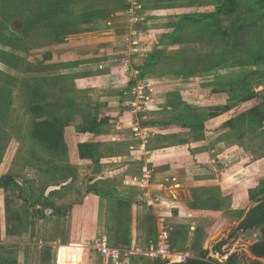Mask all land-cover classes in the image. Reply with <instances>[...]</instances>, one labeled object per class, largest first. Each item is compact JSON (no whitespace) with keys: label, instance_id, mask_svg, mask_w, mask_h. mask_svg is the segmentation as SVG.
Masks as SVG:
<instances>
[{"label":"rangeland","instance_id":"obj_1","mask_svg":"<svg viewBox=\"0 0 264 264\" xmlns=\"http://www.w3.org/2000/svg\"><path fill=\"white\" fill-rule=\"evenodd\" d=\"M48 3L51 16L42 10ZM260 53L264 11L253 0H0V179L9 177L14 184L7 181L0 188V264H12L14 257L17 264H55L59 246L61 264H102L98 250L81 248L104 237L110 248L125 247L114 246L129 239L131 203L122 195L138 200L136 236L143 240L144 214L153 208L128 181L145 163L156 169L167 160L193 163L192 174L206 177L195 183L209 184L206 191L198 187L200 204L193 208L217 211L201 206L214 198L219 211L233 219L231 198L244 193L252 201L264 181V64L252 63ZM241 73L247 78L244 91L257 92L262 101L258 122L231 128L218 127L222 117L208 119L202 133L196 126H181L185 116L175 115L183 105L194 115L232 103L239 83L231 92L212 83L220 76L241 78ZM139 83L146 85L148 100L130 94ZM99 118L105 121L98 134H88ZM42 119L60 134L58 143L33 136ZM82 142L96 145V166L79 158ZM174 182L170 177L153 183L152 196L158 200L163 186ZM90 187L119 192L115 221L107 200L100 201V210L93 203ZM161 206L156 214L164 217L173 238L194 243L176 260L262 261L250 252L260 238L257 228L217 227L207 233L214 238L203 250L197 245L202 228L189 223L185 235L177 234L170 211ZM14 226L17 231L6 230ZM39 251H47L45 261H39ZM116 254V259L104 257V263L130 264L128 258L136 255Z\"/></svg>","mask_w":264,"mask_h":264},{"label":"trees","instance_id":"obj_2","mask_svg":"<svg viewBox=\"0 0 264 264\" xmlns=\"http://www.w3.org/2000/svg\"><path fill=\"white\" fill-rule=\"evenodd\" d=\"M256 2L257 6L259 9L264 11V0H253ZM12 4L9 3V7ZM42 10L46 12L48 16H51V13H53L52 7L49 6V3L46 4V7H44ZM27 21V17H24ZM7 40V39H6ZM5 40V41H6ZM7 42V41H6ZM212 63V61H210ZM253 64H264V54L260 53L254 56V59L252 60ZM214 69V68H212ZM242 75L241 78L237 77L235 80L231 79L233 77L231 76H220L219 78L215 79V81L212 83L215 85H223V91H228L231 92L233 89H235V86H238L239 83V92L234 99V101L230 104H225L224 106H211L209 107L205 113H199L195 111L194 115H188V110H185L184 106L179 109V114H176L175 117L179 120L180 118L184 117V124H182V127H191V126H196L197 130H199L200 133L204 132L205 129V124L208 121V119L211 120H217L220 119V117L223 118L222 122L218 124V127L220 126H227V127H236L239 125H244L248 123H256L259 121L261 117V104L262 101H260L257 92L250 91L246 92L244 91L245 87H247V78L246 74L241 73ZM222 89V88H221ZM220 88H215L217 91H222ZM0 91H2V87L0 86ZM244 107L242 108V106ZM188 109V108H187ZM192 110V109H191ZM194 111V110H192ZM187 113V114H186ZM1 114V112H0ZM189 116V117H188ZM228 116V117H227ZM207 117V118H204ZM195 118H202V121L200 122H192L194 121L193 119ZM204 118V119H203ZM187 119V120H185ZM4 121H6L4 119ZM105 121L104 118H99L96 121H92L91 124L88 126L86 129L88 134L94 135L97 134L100 130L101 124ZM155 123L161 124L162 121L157 120ZM198 123V124H195ZM192 128V127H191ZM33 136L38 139L41 142L47 143V144H52L54 142L58 143L61 136L60 134L53 128V126L50 124V122L46 119H42L40 121H37L35 124V128L33 130ZM95 144L91 142H82L78 145V156L80 159L85 161L87 164H93L97 165L98 160H97V155L98 152L95 148ZM97 168V167H96ZM2 180V181H1ZM9 181L10 184H13V181H10L9 177H5L3 179H0V188L2 185L7 183ZM14 185V184H13ZM259 194L257 198L255 199V204L247 210L245 213V216L243 219L239 222V224L236 226V231L237 230H250L253 228H257L260 232V238L251 245L250 247V252L258 259H262L261 262L258 260L253 261L252 264H264V181L259 183ZM89 192H94V195H97L101 197L102 199H105L108 201V204L110 203L111 206V216L115 221L116 217V209L118 205V201L122 200L119 192L115 190L114 188H109L107 191L102 192L96 187H90L88 188ZM121 198V199H119ZM119 199V200H118ZM124 199V198H123ZM200 199H198V196H195V206H199L200 204ZM199 202V203H198ZM203 204L201 206H204L205 208H218V200L211 198V200H205L202 201ZM194 206V207H195ZM113 211V214H112ZM15 217H17L16 214H14ZM18 218V217H17ZM117 225L119 226V218L116 220ZM145 224L146 226V234H145V242L148 243L150 240L155 238V226H154V217L152 214H147L145 216ZM115 228V227H114ZM118 228V227H117ZM11 232L17 231L16 226H14L13 229H6ZM115 230V229H114ZM118 229H116L117 231ZM126 233V231H125ZM230 234L229 236H231ZM117 244L115 243L114 246H118V244L123 243L124 246H127L129 243L128 238H123L120 240H117ZM224 243V240L219 242L216 245V249H219L220 246ZM172 244V243H171ZM173 245V244H172ZM171 245V246H172ZM41 250V249H40ZM76 251V250H75ZM47 252V251H46ZM46 252L42 253L39 251V256L40 260L39 261H45L47 258ZM205 252L203 253V255ZM234 257L229 256L225 261L218 262L215 259L212 258H206L204 257L201 258H187L184 261L180 262H166L164 263L162 260L158 259L153 261V264H235V260L233 259ZM130 264H148L146 261V258L142 255H133L128 258ZM12 264H17L16 257H14L11 260Z\"/></svg>","mask_w":264,"mask_h":264},{"label":"crops","instance_id":"obj_3","mask_svg":"<svg viewBox=\"0 0 264 264\" xmlns=\"http://www.w3.org/2000/svg\"><path fill=\"white\" fill-rule=\"evenodd\" d=\"M119 140L120 139H118V141ZM221 141H225V139H223ZM221 141L218 142L217 146L218 145L220 146L219 143H221ZM164 149H168V148L165 147ZM207 150L209 151L211 149H207ZM185 158L186 157H183V159H185ZM191 164H193V163H191ZM191 164L185 162V163H182L180 165H176L173 162H170V160H167L164 163V165L161 166L160 168L156 169L152 165L145 163V164H143L144 166H142L139 170V172H140L141 169L146 168L147 170H149L151 172V176H153V181L151 178L150 188H153V190H155V186L157 185V184L153 185V183L158 182L160 180L169 181L170 177H172L173 181H176V182L168 185L169 187L167 185L163 186V188H162L163 195L161 197H158V200L152 196V194L150 192V188H149L148 189L149 193H147V196H145V197L143 196V198H141L142 199L141 201H145L142 203L147 208L148 207L153 208L152 212L148 211V214L150 213L153 215L154 218H157V222H156L157 228H155V231L157 230L156 232L159 233V230L161 229V227H163V229L168 233L169 244H170L171 250L174 251L175 253H177L178 255L184 251H188V247H190L192 243L190 240L187 241V239H186L184 244H179L180 242H178V240L173 238V234L171 233L172 231L171 232L168 231L166 226L164 225V223H165V221L163 219L164 217L157 216V214H156L157 210L155 208L157 207V205L161 204L162 205L161 207H163L166 211H170V213L167 214V217L170 219L171 222L169 221V223H172L171 224L172 227H174L173 225H175L174 228H175V231L177 232V234L182 233L183 235H185V233H187V231H188L187 228L189 227L188 226L189 223H194L195 225H199V227L202 228L203 233H201V236L199 237V240H198L199 243H197V245L199 247H201L203 250H205L208 247V242L210 241V239L214 238V236H211V237L207 236L208 235L207 233H211V231H213L214 229H217V227H222L223 229L226 230L227 229L226 227L233 226L234 224L238 225L239 222L245 216V213L247 212L248 208L250 207V204L258 196V194H257V196L254 197L252 199V201H249L248 197L245 198L244 197L245 195H243L244 193H240L241 196H238L236 198L235 197L231 198V200L233 201V205H232V208L228 211V213H232L231 211L234 212L233 219L229 218V216H227L226 214L223 215L222 211H219V209L221 207L219 200H218V210L217 211L216 210L194 209L193 207L195 206V202H196L195 196L198 194L200 188L202 191L208 190V188H206V187H208L209 184H203L202 185V184H196L195 183L199 180H204L206 177H204V176L195 177L194 174H192L193 170H190V169H193V165H191ZM141 174H142V171L138 174V176H140ZM191 175L193 176V178L191 180H188V178ZM173 187H175V188H173ZM198 187H200V188H198ZM139 190H140L139 195L141 197L143 195V192L141 189H139ZM221 191H223V189ZM148 194L151 195L150 199L152 200V204L148 203L149 202ZM94 197H95L94 198L95 200H93V203L97 204V202H98V205H99L98 209L100 210V201H102V198L97 196V195H94ZM122 197L127 202H129V204L131 203V206H130L131 211H129V217H130L131 221H129V226H128L129 231H130L128 234L129 243L127 246L122 247V248H117V249L122 251V252H127V253L133 252V254L136 253V255H142L146 258V261L148 264H153V261L149 260L143 253H139L137 251L139 249L145 250L146 248H149L150 245L155 244V243H151L150 241L148 243H146L145 238H143V240L142 239L139 241L137 240L136 222H135L136 218L134 215V213H135L134 210L136 209L135 207H138V204L136 202L138 200H136L137 198L133 199L131 196H127V195H122ZM159 198L161 199L160 202H159ZM235 203H237L236 206L234 205ZM147 208H146V210H148ZM138 215H140V214H138ZM145 215H147V213L144 214V216ZM229 220H233V221H229ZM154 224H155V219H154ZM128 227H126V229ZM172 227L170 226V229H172ZM127 230H126V232H127ZM226 231H228V229ZM202 235H203V237H202ZM204 235H205V237H204ZM223 235L224 234H221V236H223ZM157 237H158V235H157ZM103 239H105V242H106L107 246L109 247V245L107 243V239L105 237ZM196 240H194V241L196 242ZM136 243H137V246L134 247V245ZM202 243H203V245H201ZM50 246H51V248L54 249V248H57L58 245L50 244ZM89 246L90 245L83 246L85 248L84 250L89 249ZM59 247H58V250L56 252V261L54 262L55 264H61L59 262ZM40 248H38V249H40ZM114 248H116V247H114ZM132 248H134L135 250L133 251ZM23 264H24V262H23ZM102 264H107V263H104V257L102 258ZM110 264H114V263L110 262Z\"/></svg>","mask_w":264,"mask_h":264},{"label":"built area","instance_id":"obj_4","mask_svg":"<svg viewBox=\"0 0 264 264\" xmlns=\"http://www.w3.org/2000/svg\"><path fill=\"white\" fill-rule=\"evenodd\" d=\"M146 85L139 83L135 88L131 89L130 94L137 96L138 99L148 100V96L146 93ZM137 129V128H136ZM151 172L147 170L146 168L142 169V174L140 176H134L131 180L128 181L132 186H137L140 188L143 192V196H147L148 189L150 188V181H151ZM150 196L148 194L149 198V204H152V200L150 199ZM157 241L155 244L150 245L149 248H146L145 250L139 249L137 250L139 253H143L149 260L155 261V260H162L163 262L169 261V262H175L179 261L176 260V256H178L177 253L171 250L170 244H169V238L168 233L161 227L158 233ZM91 248H95L100 252L103 257H108L112 255L115 259L117 258V248H109L105 242V239L97 240L92 246H89L90 250ZM81 249H85L84 247ZM134 251L135 249L132 248ZM126 253V252H125ZM180 262V261H179Z\"/></svg>","mask_w":264,"mask_h":264}]
</instances>
